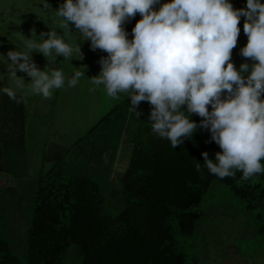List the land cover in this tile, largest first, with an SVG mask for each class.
<instances>
[{"label": "clouds", "instance_id": "9594fccd", "mask_svg": "<svg viewBox=\"0 0 264 264\" xmlns=\"http://www.w3.org/2000/svg\"><path fill=\"white\" fill-rule=\"evenodd\" d=\"M38 4L49 9L47 0ZM157 5L161 0H64L53 12L59 28L70 32L74 26L79 41L89 40L92 51L107 53L99 61V75L88 79L95 86L92 91L103 86L112 99L127 93L129 111L137 120L143 115L137 109L147 102L153 133L172 148L196 131L198 125L190 117L198 115L203 118L199 128L209 131V142L222 150L214 161L208 152L201 153L211 175L223 180L239 172L246 182L264 174V3L247 0L246 8L239 10L230 0H170L154 10ZM137 14L142 18L129 40L124 25ZM241 17L246 18L248 42L240 55L257 63H243L237 71L230 61ZM19 36L23 47L16 45L18 50L8 51L6 58L0 55L7 81L15 87L0 91L15 100L16 89L28 84L32 95L50 99L55 90L77 87L84 72L66 78L60 68L47 65L40 70L33 54L55 64L57 57L80 55L78 43L73 46L52 28L39 36L33 29L30 39ZM18 71L31 82L18 78ZM4 80L0 74V82ZM196 171H201V163Z\"/></svg>", "mask_w": 264, "mask_h": 264}, {"label": "trees", "instance_id": "16d2710c", "mask_svg": "<svg viewBox=\"0 0 264 264\" xmlns=\"http://www.w3.org/2000/svg\"><path fill=\"white\" fill-rule=\"evenodd\" d=\"M9 100L17 104L12 118L19 126L24 103ZM141 104L139 120L126 101L95 128L111 153L118 151L122 141L128 146L127 165L119 176L120 210L106 214L99 184L86 175L72 176L66 165L56 163L38 177L25 264H69L71 247L76 249L79 264H191L181 251L179 238L195 235L203 216L198 208L215 183L225 186L254 214L255 233L264 244V174L246 182L240 180L239 172L223 180L211 175L201 153L208 152L214 161L215 153L222 150L209 142V131L199 128L203 118H192L198 125L196 131L172 148L169 141L153 133L148 103ZM0 264H22L2 238Z\"/></svg>", "mask_w": 264, "mask_h": 264}, {"label": "crops", "instance_id": "0c3cea01", "mask_svg": "<svg viewBox=\"0 0 264 264\" xmlns=\"http://www.w3.org/2000/svg\"><path fill=\"white\" fill-rule=\"evenodd\" d=\"M63 2L64 0H47L49 9L43 10V5H39L38 0H0V55H4L5 58L8 51L18 50L17 46L18 48L23 47V40L19 34L30 39L33 29L37 36L41 32L50 31V28L55 29L59 35L65 36L68 43L73 46L78 43L80 47V55L74 53L73 57L68 60L57 57L55 64L51 62V58H45L42 54H33V61L40 70H44L47 65L60 68L64 71L66 78H70L77 70L84 72L85 76L81 77L77 87L55 90L50 99L32 95L28 84L16 89V99L24 103V110L23 122L19 126L13 125L20 128L22 132L21 139L17 140V143H22V146L18 147L21 152L15 154V158L26 159L27 153L30 154L32 151L34 152L33 157L40 161V166L45 163V160L49 161L50 159H53L51 165L58 162L67 165L69 161L73 162L76 159V156H72L71 153L77 148L90 151L101 150L104 139L101 138L97 130L95 131V128L113 108L123 102L130 101L127 93L119 94V99L108 97L103 86L96 88L95 91L91 90L95 86L91 85L88 79L99 75L101 71L99 61L101 58H106L107 53L99 49L92 51L89 40L79 41L80 36L75 33L74 26L70 25V32L59 28L53 11L58 10ZM168 2L170 0H161V5ZM230 2L234 10H239L246 8L247 0H230ZM261 3H264V0H261ZM161 5L155 6L154 10H158ZM141 18L137 14L125 23L124 28L129 33V40L133 38L132 29ZM245 19L244 17L240 18L238 24L240 35L230 61L235 65L237 71L243 63L249 64L250 67L253 63H257L240 55V49L245 47L248 42L243 31ZM6 71V66L0 63V74H5V80L0 82V87L7 85L15 87L14 82L7 81ZM17 77H23L25 83L31 82V78L26 73L18 71ZM0 98L11 99L3 91H0ZM93 130L94 133L87 138V135ZM121 148L126 149L128 146L123 145L122 141L117 153L113 156V161L107 160L105 153L99 155L96 153L92 157L88 155L87 158L95 161L94 163L97 161V164L100 163L102 166L107 160L110 167H117L121 171V167L124 166L125 170L127 159L121 155ZM109 158L111 157L109 156Z\"/></svg>", "mask_w": 264, "mask_h": 264}, {"label": "rangeland", "instance_id": "374dc122", "mask_svg": "<svg viewBox=\"0 0 264 264\" xmlns=\"http://www.w3.org/2000/svg\"><path fill=\"white\" fill-rule=\"evenodd\" d=\"M16 107V102L0 98V238L10 243L12 253L25 264L31 208L38 177L48 173L53 167V159L45 160L40 166V161L33 157L32 151L27 153L26 159L15 158V154L21 152L18 147L22 146V143H17L22 132L20 128L13 126V110ZM146 107L151 111L149 104ZM211 110L209 106V111ZM195 117L201 118L192 114L190 119ZM106 150L104 142L101 150H83L80 153L81 149L77 148L71 153L76 159L69 161L66 166L72 176L86 175L93 178L99 184L105 199L104 212L115 215L122 206L119 176L124 171V166L121 171L117 167H110L107 160L113 161L115 153ZM96 153L107 155L104 166L97 164V161L94 163L95 161L88 160V155L92 157ZM120 153L128 158V148H121ZM198 211L203 216L195 235L191 238H179L181 251L189 263L264 264V244L255 233L254 214L248 213L244 204L234 198L225 186L215 183ZM68 262H80L74 247L69 250Z\"/></svg>", "mask_w": 264, "mask_h": 264}]
</instances>
